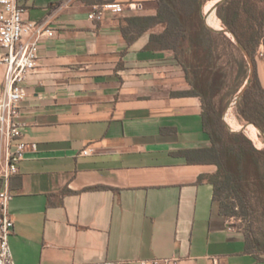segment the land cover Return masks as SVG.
<instances>
[{
	"label": "crops",
	"instance_id": "0c3cea01",
	"mask_svg": "<svg viewBox=\"0 0 264 264\" xmlns=\"http://www.w3.org/2000/svg\"><path fill=\"white\" fill-rule=\"evenodd\" d=\"M18 1L55 32L40 41L20 107L29 148L10 180L14 263L264 264L213 199L217 166L175 154L211 142L201 98L173 95L190 89L174 52L146 49L163 27L132 45L123 36V20L155 15L156 0ZM114 1L123 12L90 18ZM256 62L264 86V39ZM5 72L0 63V91ZM86 147L95 151L80 155ZM7 153L0 138V173Z\"/></svg>",
	"mask_w": 264,
	"mask_h": 264
},
{
	"label": "trees",
	"instance_id": "16d2710c",
	"mask_svg": "<svg viewBox=\"0 0 264 264\" xmlns=\"http://www.w3.org/2000/svg\"><path fill=\"white\" fill-rule=\"evenodd\" d=\"M208 1L156 0L155 15L126 17L121 30L132 45L145 32L163 27L161 32L150 35L146 49L174 52L190 89L173 95L201 98L203 130L211 142L210 146L185 149L175 154L185 157L188 164L217 166L216 172L207 178L213 185V199L219 202L221 214L230 220H241L233 225L244 232L247 251L262 258L264 148H259L255 144L257 141L241 128L231 129L224 119L225 111L249 76V62L232 35L213 30L206 24L204 8ZM216 12L224 28L236 36L254 62L253 79L237 103L238 118L257 125L264 132V86L256 62L264 39V0H223ZM207 22L213 28L221 29L213 21ZM229 118L232 122L233 118ZM253 124V133L260 138L258 128ZM204 178L200 176L199 180ZM98 188L106 186L85 189Z\"/></svg>",
	"mask_w": 264,
	"mask_h": 264
},
{
	"label": "built area",
	"instance_id": "2783aa9c",
	"mask_svg": "<svg viewBox=\"0 0 264 264\" xmlns=\"http://www.w3.org/2000/svg\"><path fill=\"white\" fill-rule=\"evenodd\" d=\"M130 7L137 9L141 5L131 3ZM124 9L125 5L120 2H106L98 5L89 16L100 20L106 11L121 13ZM25 14L26 8L18 0H0V63L6 65L4 87L0 91V138L8 148L7 162L0 173V264H15L9 245L15 227L10 212L13 198L10 180L19 172V164L26 158L29 148L24 140L23 124L19 121L21 103L27 95L25 84L37 69L41 39L53 36L55 32L44 22L27 19ZM94 151V148L86 147L80 155H90ZM211 259L213 264H221L218 257ZM162 261L142 260V263L158 264Z\"/></svg>",
	"mask_w": 264,
	"mask_h": 264
},
{
	"label": "rangeland",
	"instance_id": "374dc122",
	"mask_svg": "<svg viewBox=\"0 0 264 264\" xmlns=\"http://www.w3.org/2000/svg\"><path fill=\"white\" fill-rule=\"evenodd\" d=\"M218 1H219V0H210V1L207 2L206 5L209 6L211 3L214 4V3L218 2ZM206 5H205V8H206ZM205 8H204V13L206 14ZM216 13H217V12H216ZM206 15H207V14H206ZM219 22H220V21H219ZM220 25L222 26L221 28H224L222 22H220ZM240 90H241V89H240ZM239 92H240V91H239ZM239 92L237 93V95H236L235 98L232 100V102L230 103L229 107L227 108V110H226L225 113H224V117L227 116V119H228L229 117H232V118H233V119H232V122L235 123V126H236V127H237V126L239 127V126H243V125L249 124V122L241 121V120L238 118V115H237V103H238V100H239V98H237V96L239 95ZM233 116H234L235 118H234ZM227 125H228L231 129L235 130V128L232 127L228 122H227ZM249 127L252 128V125L249 124L248 127H246V129H245L244 131H245L246 134H248L249 136H251V129H250ZM240 130H242V129H240ZM258 130H259V129H258ZM259 137H260V138H256V141H257V142H255V144H256L259 148H264V135H262V134L260 133V130H259ZM231 220H232L235 224H239V223H241V220L238 219V218H232Z\"/></svg>",
	"mask_w": 264,
	"mask_h": 264
},
{
	"label": "water",
	"instance_id": "95a60500",
	"mask_svg": "<svg viewBox=\"0 0 264 264\" xmlns=\"http://www.w3.org/2000/svg\"><path fill=\"white\" fill-rule=\"evenodd\" d=\"M223 0H219L215 6H214V10L217 11V8L219 6V4L222 2ZM205 21H206V24L212 28L213 30H217V31H224L225 33L229 34V35H232L234 41L238 44V46L241 48V50L244 52L248 62H249V76L245 82V84L243 85V87L241 88L240 92H239V95L237 96V98H239L243 93L244 91L247 89V87L249 86V84L251 83L252 79H253V75H254V62H253V59L251 57V55L249 54V52L247 51V49L237 40L236 36L231 32L229 31L228 29L226 28H221V29H215L213 28L212 26H210L207 22V15L205 14ZM225 121H226V118L224 117ZM227 123V121H226ZM249 124H253V123H249ZM249 124H246L244 125L243 129L242 130H245L246 127H248ZM255 125V124H253ZM259 130H260V133L262 135H264V132L257 126L255 125Z\"/></svg>",
	"mask_w": 264,
	"mask_h": 264
},
{
	"label": "bare ground",
	"instance_id": "6f19581e",
	"mask_svg": "<svg viewBox=\"0 0 264 264\" xmlns=\"http://www.w3.org/2000/svg\"><path fill=\"white\" fill-rule=\"evenodd\" d=\"M217 3V2H216ZM216 3H211L209 6L208 5H206V8H205V11H206V14H207V20H210V21H213L215 24H217L220 28L222 27L221 25H220V22H221V20H220V18L218 17V15H217V13H216V11L214 10V6H215V4ZM220 21V22H219ZM234 117V116H233ZM235 118V117H234ZM226 121L228 122H230L231 124H233V125H235L234 123H232L231 121H230V118H228V120H227V116H226ZM228 122V123H229ZM229 123V124H230ZM230 124V125H231ZM233 125H231L232 127H236V126H233ZM238 127V126H237ZM243 127H244V125L243 126H239V128H241V129H243ZM250 129H251V137L254 139V140H256V137H255V135H254V133H253V128H251V127H249Z\"/></svg>",
	"mask_w": 264,
	"mask_h": 264
}]
</instances>
